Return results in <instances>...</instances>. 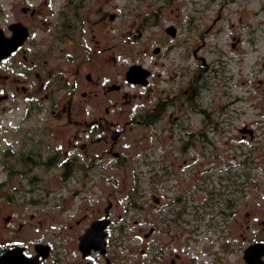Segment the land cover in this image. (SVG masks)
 <instances>
[{
  "label": "flooded vegetation",
  "instance_id": "obj_1",
  "mask_svg": "<svg viewBox=\"0 0 264 264\" xmlns=\"http://www.w3.org/2000/svg\"><path fill=\"white\" fill-rule=\"evenodd\" d=\"M82 1L64 0L61 4L70 5V10L51 9L55 18L43 21V27L52 30H47L48 35L36 37L31 45L27 44L31 31L25 21L15 19L7 28L1 27L4 35L10 36L9 24L20 23L26 27L27 36L0 59V68L6 71L3 65L20 55L14 64L13 76L19 103L0 112L1 170L16 181L8 193L1 188L0 181V197L5 195L0 201V264H264V179L258 182L260 185L263 182L258 218L245 221L235 216L241 207L246 218L251 213L248 202L237 194L247 193L241 176L233 188L227 177H220L216 184L210 183L208 172H194L193 166L197 164L192 155L189 160L183 158L190 165L186 173L187 169L178 167L177 159L169 154L168 148L161 150L158 172L152 166L148 169L151 172L147 174L148 193L153 202L144 207L132 204L117 207L111 201L106 205H63L66 197L73 200L77 196L76 188L66 196L57 197L61 204H41L45 201L39 196L43 193L46 198L50 191L42 189L38 193V184H34L40 180L36 166L58 164L63 169L55 176L65 181L79 160L78 155L69 154V146L82 150L83 161L79 165L85 167L81 174L84 180L87 170L98 166L96 160L100 154L84 151L92 144L106 143L105 152L117 164L127 158L126 152L114 148L125 136V127L109 116L121 103H127L132 110L138 107L126 123L131 128H146L144 139L155 138V133H163L168 127L167 137L176 143V157L197 145L194 143L197 129L191 124V113L197 110L194 105L197 92L193 90L195 87L198 90L200 85L199 63L193 60L196 46L188 53L181 50V31L168 23L166 35L159 33L148 49V61L135 59L119 70L118 54L112 52L111 42L100 46L94 39L95 34L87 35L88 38L84 35L86 18L78 9ZM20 11L24 16L28 13L30 18H36L42 9L22 4ZM115 16L114 12H103L101 24L107 18L112 21ZM86 22L89 28L90 21ZM168 27L174 29L168 31ZM174 48L179 50L181 59L190 58V65L180 68L182 72L176 62L171 61L173 67L167 68L166 79L170 84L177 76H187L179 93L159 87L163 76L155 69L163 64L162 57L170 58ZM133 64L143 68L131 76L135 81L127 77ZM77 93L83 98L99 97V102L106 100L111 104L97 112L93 105L94 112L89 119L72 118V107L75 114L83 111L79 109ZM7 98L6 92L0 94V100ZM72 101L76 102L74 106ZM81 123L84 126L78 127ZM72 126L75 131L70 134ZM40 128L46 130V138L39 136ZM78 136L79 143L74 141ZM44 139L56 142L53 151ZM158 187L161 194H157ZM16 193L30 194L29 204L4 205ZM139 210H143L141 215L135 216Z\"/></svg>",
  "mask_w": 264,
  "mask_h": 264
},
{
  "label": "rangeland",
  "instance_id": "obj_2",
  "mask_svg": "<svg viewBox=\"0 0 264 264\" xmlns=\"http://www.w3.org/2000/svg\"><path fill=\"white\" fill-rule=\"evenodd\" d=\"M63 2L64 0H0V27L7 28V24L15 19L25 21L30 26L31 36L27 44L31 45L36 37L41 34L48 35L47 30H52L51 27H43V21L50 22L55 18L51 9H71L70 5H62ZM22 4L41 7V14L36 18H30L28 13L24 16L20 11ZM78 9L86 20L90 21L88 28L85 20L86 28L83 30L86 38L95 34L94 39L98 40L100 46L111 42L109 45L113 46L112 52L118 54L119 70L135 59L148 61V49L159 33L166 35L165 26L168 23L175 24L181 31V50L184 49L188 53L196 46L193 60L199 63L200 85L198 90L196 87L193 90L197 92L196 98L194 97L197 110L191 113V124L197 129V138L194 139L197 145L190 148L189 152L176 157V143L174 139H168V127L163 133H155V138L144 139L146 128H131L130 124L126 123L130 113L138 107L132 110L127 103H121L109 116L125 127V136L114 148L126 152L127 158L117 164L111 155L105 152L108 147L106 143L92 144L89 149L84 150L85 153L98 152L96 155L100 154V157L96 160L98 166L87 170L88 176L84 180L81 174L85 167L79 165L83 161L80 159L82 150L78 146H69V154L78 155L79 160L65 181L55 176L61 173V168L63 169L58 164L36 166L40 180L38 178L34 184H38V193H42V189L50 191L46 198L43 193L39 196L44 197L45 203L41 204H61L57 197L66 196L68 191L76 188L77 196L73 200L72 197H66L63 205H106L111 201L112 205L117 207L130 204L144 207L153 202L148 193L147 174L151 173L148 169L152 166L155 172H158L159 160L162 159L161 150L168 148L169 154H174L177 159L178 167L187 169L186 173L190 170V165L189 161H184L183 158L189 160L192 155L197 164L193 166L194 172H208L210 183L216 184L220 177H227L231 180L230 187L233 188L237 177L241 176L247 193L237 194L248 202L251 213L250 217L246 218L241 207L235 216L245 221H255L263 195V182L261 185L258 182L264 179V0H83ZM103 12H114L116 16L112 21L107 18L102 25L100 18ZM168 42L171 40L168 39ZM180 56L179 50L174 48L170 58L162 57L163 64L155 67L163 76L160 82L155 83L159 82V87H164L166 91L169 89L179 93L180 86L185 85L187 81V76H184L186 74L175 77L172 84L166 79L169 71L167 68L173 67L171 61L179 65L181 72L183 70L180 68H184L186 64L190 65V58L181 59ZM19 57H14L3 65L6 71L0 68L3 73L0 77V94H8L5 101L0 100V112L8 111L12 104L17 106L19 103L13 82L14 64ZM77 95L81 105L79 109L83 111L75 114L72 107V118L89 119L94 112L93 105H96L97 112L103 110L105 105L111 104V101L103 100V97V102H99V97L83 98L79 93ZM71 103L74 106L76 102ZM15 109L17 108H14V112ZM243 125L252 127V135H242L239 128ZM80 126L84 124L81 123L78 127ZM74 128L72 126L69 129L70 134L75 131ZM8 131L5 135L9 134ZM39 136L45 137L46 130L39 131ZM138 137H141V140L137 139ZM83 138L86 140V137ZM45 141L53 151L56 142ZM74 141L79 143V136ZM1 169L0 165V181L3 184L1 188L8 193L16 181L14 177L7 175V171ZM47 175L49 178H45ZM114 179L117 181L113 182ZM26 182L23 181V184ZM159 188L157 194L160 193ZM127 191L133 192L126 194ZM29 195L11 194L4 205H28ZM141 211L143 210L135 211V216H139V213L141 215Z\"/></svg>",
  "mask_w": 264,
  "mask_h": 264
},
{
  "label": "water",
  "instance_id": "obj_3",
  "mask_svg": "<svg viewBox=\"0 0 264 264\" xmlns=\"http://www.w3.org/2000/svg\"><path fill=\"white\" fill-rule=\"evenodd\" d=\"M9 27L12 29V34L10 36H6L3 33L2 28L0 27V59L9 55L12 50H14L17 46H19L25 37L27 36V29L20 23L12 22L9 24ZM174 28L168 27V31H172ZM139 69H143L139 64L130 65L129 70L127 71V77L130 80L135 81L133 77L138 74ZM239 131L244 136L246 133L252 135L253 129L252 127H248L243 125L239 128Z\"/></svg>",
  "mask_w": 264,
  "mask_h": 264
}]
</instances>
